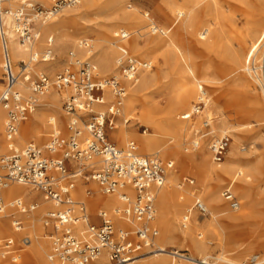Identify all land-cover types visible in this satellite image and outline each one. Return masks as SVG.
I'll return each mask as SVG.
<instances>
[{"label":"bare ground","instance_id":"obj_1","mask_svg":"<svg viewBox=\"0 0 264 264\" xmlns=\"http://www.w3.org/2000/svg\"><path fill=\"white\" fill-rule=\"evenodd\" d=\"M27 1L49 4L54 3L55 0H21L20 4ZM123 1L83 0L81 5L66 12L62 19L55 20V18L44 24H38L41 35L34 43L33 49L22 47L14 31L9 29L8 47L14 66L19 68L20 63L32 60L35 53L43 58L48 50H51L53 55L56 51L59 54L58 58L53 56L45 61L39 58L33 60L34 62L31 61V65H33L34 71L38 75L49 74L50 77H53L57 71L65 69H62V56L69 39L72 37L64 28L65 23L73 20L76 16H83L89 9L97 6L102 8L113 7L116 9V15H119L121 8L118 5ZM203 1L178 0L170 4L168 6L171 12L169 24L157 23L154 18L150 17L149 13H145L144 22L146 21L147 26H149L150 33L157 35L152 37L145 45L134 41L135 38L132 42L129 41L135 33L140 32L139 29L130 31L129 26L118 25L116 28H109L108 31H97L95 38L97 41L96 50L94 48H81L80 42L76 43L74 48L79 58L89 57L97 65L96 75L98 77H106L110 73L115 76L119 74L118 57L114 63V56L119 51H130L133 57L141 59V56H152L153 51L156 49L161 52L165 60L164 65L170 68V70H164L162 67V79L169 77L175 79L173 91L169 95V102L164 107L152 98V93L160 83L156 78V74H152L150 69L142 70L140 72L141 78H138V81L134 83L127 80L128 92L123 98L119 118L115 126L109 131L111 139L115 142L129 143L133 141L136 144L137 152L144 154L158 153L175 161L174 168L170 169L164 183L159 187L154 203L156 214L153 224L159 230L158 235L154 238L156 248L147 251L144 253L147 255L135 259L130 264L140 262L144 258H148L144 260V264H200L197 261L193 262L173 257V250H169V248L177 240L187 243L189 248L199 255L194 258L202 259L209 262V264H246L244 263L245 257L256 248L264 254V169L258 167L251 159H244L245 154L242 152L244 149L240 147L239 135H237L234 128L228 127L224 123L218 127V132L222 133V136L228 135V129L230 128L233 137L227 149L225 160L220 163L215 162L211 143L216 136V130L211 124V114H208L210 100L208 101L207 95L202 96V93L206 94L205 92L200 91L201 88H204L200 81H206L202 77L207 74L208 70L207 68L203 69V76H199L198 69L192 61L191 44L186 45L184 43L185 40H193L223 60L224 67L219 73L225 81L227 80L232 87L237 88L240 94L244 96L242 112L252 113L263 124L264 23H261L248 39L245 37L246 31L244 30H238L234 38L229 37L225 32L224 24L230 20L228 14L225 10L217 8V15L210 18L211 10L208 4L204 8L205 12L202 15L199 14L197 7ZM7 4L13 8L14 4L11 0H5L4 5ZM134 10L137 11L138 9L135 8ZM123 16L126 21L132 20L131 15L127 12ZM136 20L141 22L142 19ZM8 23L11 27L12 17H9ZM81 28L91 29L87 24L82 25ZM119 31L127 32L130 36L123 43H114L115 41H111L110 38L111 33H114L115 37ZM2 55L0 43L1 69L3 68ZM144 61L153 63L150 60ZM216 81V78L212 79V82ZM18 87L22 96L25 99L28 98L30 95L29 87L23 82H20ZM60 94L61 92L52 89L39 98L33 120L29 121L27 125H23L25 121H28V115L27 120L20 123L19 131L14 136L17 145H24L29 138L41 139L48 128H52L51 122L56 119L54 113L48 114V111H56L61 108ZM106 99L109 102L113 101L110 92L106 93ZM193 100H203L205 105L195 116L192 115L190 119H185V114L191 113L195 107ZM140 104L143 107L138 111L136 107ZM235 104V99L230 98L229 107L235 106ZM106 107V104H100L95 106V110H104ZM6 113L5 109L0 108V152H5L8 144L5 138ZM63 113L62 123L64 124L69 118L64 110ZM204 114L207 115L205 121L210 122V127L204 129L200 134V126L204 125L205 122L200 120ZM232 116L234 115L230 113V118ZM122 117L136 122L143 120L149 125L150 131L136 133L130 127H127L124 121L122 122ZM210 137H212L210 142H206L205 139ZM196 143H198L197 146ZM38 144L40 146L45 145ZM195 150L197 152H191ZM242 161H245V163H242ZM185 173L194 175L200 183L206 182L215 175V185L207 186L204 193L195 196L196 192L192 188L189 186L182 187L179 184L180 177ZM229 177L231 179L228 185L231 184L233 191L238 192L241 202L240 207L235 210L236 212L223 208L224 198L219 185L222 180ZM89 186L93 190V194L90 196H81L82 199L77 197V193L84 189L80 181L77 183V189H74L73 192L75 198L86 202L89 212H94L98 208H105L109 213L114 214L116 209L121 207L122 200L118 194H104L98 190L95 183H89ZM0 197L5 201L18 197L28 204L32 202L37 204L35 210L31 213L22 214L15 209H7L4 215H0V233L6 230L8 226L6 219L14 213L21 217L23 227L20 231H16L11 224L10 227L13 232L10 238L15 241V235L25 229L32 234L28 237L30 243L26 245L27 249L22 247L17 261L10 262L0 257V264H50L47 259L49 248L46 245L49 238L44 235L40 227H44L43 219L42 224H40V215L49 211L52 202L44 197V194L18 184H12L9 188L1 189ZM192 197H199L204 201L209 209L210 218L201 221L194 211L190 220L184 225L182 221L185 213L193 206L194 199L192 201ZM114 222L117 227L121 228L131 226L124 219L117 216L114 218ZM226 222H232L236 227L233 234L228 230ZM207 238L210 240H207ZM1 239L3 238L0 237ZM214 250L219 251V253L212 255L211 253ZM252 257L255 260L254 264H264V255L263 258L258 255ZM105 260V257H101L98 262L99 264H105Z\"/></svg>","mask_w":264,"mask_h":264},{"label":"built area","instance_id":"obj_2","mask_svg":"<svg viewBox=\"0 0 264 264\" xmlns=\"http://www.w3.org/2000/svg\"><path fill=\"white\" fill-rule=\"evenodd\" d=\"M5 0H0V43L3 52V88L0 91V108L5 109V138L7 150L0 153V190L18 184L38 191L52 202V208L44 214L43 225L51 230L50 250L47 255L50 264H99L105 257V264H130L147 251L154 250V238L158 228L155 219V200L157 191L166 179L167 173L174 168L175 161L164 160L156 154L137 152L136 144L131 141L125 148L118 147L110 138L109 131L119 118L123 98L127 95V84L138 81L142 70L151 69L152 64L131 55H121L117 59L120 74L108 77L97 76V65L89 58H79L76 52L69 54L68 66L63 72L50 77L38 75L31 65L35 59L49 60L54 55L48 50L42 58L35 53L32 60L20 63L16 68L12 62L8 47L9 29L14 31L22 47L33 49L41 30L38 24H44L61 13L62 9L79 4L80 0H55L53 5L42 8L32 2L22 3L15 9L6 8ZM12 17V25L8 19ZM130 34L119 31L115 43L129 38ZM80 47L93 49L91 40L81 39ZM23 82L30 89L28 98H24L18 87ZM70 93L64 97L63 110L68 114L65 127L54 120L48 134L47 143L40 146L35 141L17 145L14 136L22 121L38 106L39 98L50 90ZM205 92L204 88H201ZM110 92L113 101L106 99ZM206 93V92H205ZM206 94L202 93L205 97ZM106 104L105 110H95V106ZM205 103L197 101L191 113L185 119L198 113ZM131 119L123 118L125 124ZM209 121L204 122L207 129ZM145 132V131H144ZM229 135L212 140L211 150L214 160H224ZM198 143H196V146ZM78 181L85 186L86 196L93 194L88 187L95 183L104 194H118L122 200L120 208L114 214L105 208L97 214V221L91 219L86 202L74 197ZM194 179L184 177L181 186L193 185ZM224 201L236 210L240 204L231 184L223 192ZM37 204L24 202L15 197L5 201L0 197V215L7 209H15L22 214L31 213ZM200 215L209 214L207 205L196 197L193 206L185 213L183 223L190 220L193 211ZM12 227L20 231L23 227L21 217L13 213ZM124 219L130 227H117L115 217ZM23 245L30 243L28 237L21 240ZM13 238L0 240V257L15 262L20 250ZM174 258L197 261L187 252L172 251ZM252 262L255 263L254 258Z\"/></svg>","mask_w":264,"mask_h":264},{"label":"rangeland","instance_id":"obj_3","mask_svg":"<svg viewBox=\"0 0 264 264\" xmlns=\"http://www.w3.org/2000/svg\"><path fill=\"white\" fill-rule=\"evenodd\" d=\"M11 1L14 4L13 8L9 4L4 5V6L6 8L15 9L21 5L20 4L21 0H11ZM176 1H178V0H124L121 4L118 5L121 8L119 15H116V13H115L116 9L113 7L102 8L101 6H97L96 8L89 9L83 16L74 17L73 20L66 22L65 26H64L66 31L69 34H71L72 37L69 39V42L66 45V48L64 50V54L62 56V64H63L62 69L66 68V66H68V64H66V63L69 60V54L71 51L76 52V50L74 48L76 47V43L80 42L81 39L91 40V44L93 45V48L96 50L97 41L95 40V38H96L97 31H108L109 28L113 29V28H116V26H118V25H126V26H129L130 31H134L136 29L140 30V32L135 33L130 38L129 41L132 42L133 39L135 38L134 41H137L140 44L145 45V43L150 41L152 39V37L157 36L154 33H152V34L150 33L149 26H147L146 21L144 22L143 19L145 18L144 17L145 13H149L150 17L152 19L154 18L157 23L169 24L171 21V18H170L171 12H170V8L168 6L170 4L176 2ZM82 2H83V0H81V2H79V4H77L75 6H71V7H67V8L62 9L61 13H59L53 19H55V18H56L55 20L62 19V17L65 16L66 12L78 7L79 5L82 4ZM35 4L37 6L42 7V8L44 7V8H48V9L53 5V3L42 4L41 2H35ZM206 4H208L210 6V10H211L210 16H209L210 18L213 17L214 15H217V10H216L217 8L219 10H225V12L228 14V17L230 19L229 21L224 23L225 24V32L229 37H232V38H234L236 36L238 30H242V31L244 30V31H246L245 37L248 39L250 36L253 35L254 31L256 29H258V26L261 23H264V0H204L203 3L201 5H199V7H197V10H199V14L202 15L205 12L204 8H206ZM129 6H131V7H129ZM135 8H137L138 10L135 11L134 10ZM134 11H135V14L133 16ZM125 12H127L128 14L131 15L132 20L126 21L125 17L123 16V15H125ZM139 18L142 19L141 22H138L136 20ZM53 19H51V20H53ZM148 22H149V20H148ZM85 24L89 25V27L91 29L81 28V26L85 25ZM83 32H85V33H83ZM110 38H111V41H116V38L114 37V33H111ZM125 40L119 41V43H123ZM184 43H186V45L191 44V57H192V61H194L195 65L198 69L199 76L200 77L203 76V73H202L203 69L207 68V70H208L207 74L202 77L203 79L205 78L206 81L201 80L200 84H202L204 87L206 95L208 96V98H207L208 101L210 100L209 101V108H208L209 112H208V114H211L210 115L212 118L211 124L216 130L215 138L220 137V136L222 137V133L218 132V127H220L222 125V123H224L228 127L231 126V128H234L236 130L237 135H239V137H240V140H241L240 147L244 149V151H242V152L245 154L244 159H251L253 161V163H255L258 167H260L261 169H264V140H263L264 122H263V124L261 122H259L258 119L252 115V113H249L246 111L242 112V108H243V104H242L243 101L242 100H244V96L242 94H240V92L237 88L232 87L231 84L227 80L225 81V79L222 78V75L219 72L224 67V62H223V60H221V58L219 59V57L214 55L213 52L209 51L208 49L206 50L202 45H199L197 42H195L193 40H188V41L185 40ZM54 54H55L54 56L56 58L59 57V54L56 51ZM76 54H77V52H76ZM124 54L132 56V53L130 51H127V50L126 51H124V50L119 51L114 56V63H115L117 57H120L121 55H124ZM140 58H141V60H147V61L150 60L151 62H153L152 68L150 69V72L152 74H154V73L156 74V78H157V80H159L160 84L156 87V89L152 93V98H153V100H157L158 103L162 107L166 106V104L169 102V99H170L169 95L173 91V84L175 82V79H174V77L162 79L161 70H162V67L164 70L165 69L170 70V68L168 66L164 65L165 60L162 57L161 52L157 51L156 49H155V51H153L152 56H149V57L141 56ZM52 61L54 62L55 60H52ZM263 66H264V60H263ZM61 72H63V70L57 71L56 74L61 73ZM263 73H264V67H263ZM119 74H120V72H119ZM112 75H113V73L108 74V76H112ZM108 76H106V77H108ZM2 77H3V69L0 68V91L3 88ZM138 78H141L140 74H139ZM215 78L217 79V81L212 82V79H215ZM120 79L122 81L126 82V80H124V78L122 76H120ZM69 93H70L69 90L61 92V94L59 96L61 108H59L56 111H54V110L48 111V114L54 113L53 115L55 116L57 124L60 125L62 128L65 127V124L67 121L66 120L64 124L62 123V120L64 118V113L62 110V106L64 103L63 99ZM230 98L235 99V101H236L235 106L229 107ZM192 102L194 104L197 101L193 100ZM142 107L143 106L140 104L136 107V110L138 109V111H140L142 109ZM105 109L106 108H104V110ZM35 113H36L35 111L33 113H30L28 121H25L23 123V125H27L29 123V121H32L33 120L32 118L34 117ZM230 113H232L234 115L231 118H230ZM179 117H180V113H179ZM123 118L124 117H122V122H123ZM206 119H207V115L204 114L200 121H205ZM116 121H117V119H116ZM119 125H122V124H119ZM126 125H127V127H130V129L135 131L136 133L137 132L141 133V132H144L146 130L150 131L149 125L143 120L136 122V121L131 119L130 122L127 123ZM50 129L51 128H48V131H46V133L44 134V136H42L41 139L29 138L28 142L30 140H33V141H36L37 143H40V144H46L47 140H48L47 134L49 133ZM204 129H206V128L202 124L200 126V129H199L200 132L199 133L201 134V132ZM231 130H230V128L228 129V135L230 136L228 148L231 144L232 137H233L232 136L233 132H231ZM110 138H111V136H110ZM211 138L212 137L206 138L205 139L206 142H210ZM3 140L5 141V138ZM113 142H115V141H113ZM115 143L119 147L120 146L124 147V146H126V144L128 142L127 143L115 142ZM191 152H197V150L191 151ZM0 153H2V152H0ZM140 153H142V152H140ZM142 154H144V153H142ZM160 156L164 160H172L168 156H162V155H160ZM226 156H225V158H226ZM225 158H224V160H225ZM243 162L245 163V161H242V163ZM184 177H190L192 179H195V182L193 185H187L186 184V185L182 186V187H188L189 186L190 188H192L194 190V192H196L195 196L204 193L207 186H214L215 182H216V176L215 175H214V177H211V179L207 180L206 182L200 183L194 175L185 173L180 177L179 183H181V180ZM230 179L231 178L229 177V178L222 180L220 182L219 186H220V190L222 193L227 188V185H228ZM88 187L91 188L90 186H88ZM256 189H258V188H256ZM234 193H235V196L237 197V200L240 204L241 202H240V198L238 196V192H234ZM85 195H86L85 194V188L81 192L77 193V197H79V198L81 196L85 197ZM83 197H81V199ZM193 199L195 200V197H192V201H193ZM223 204H224L223 208H225L227 210H232L233 212H236L225 201H223ZM101 209H103V208L95 209V211L94 212L91 211L92 213L90 212V214L92 216H94V218H95V217H97V214ZM194 211L196 212L198 219L201 221H206L210 218V213L208 215L202 216L196 210H194ZM194 211H193V213H194ZM40 217H41V223L40 224H42V219L44 217V214H41ZM6 220L8 221V224H7L8 226L3 233H0V237H2V238L10 237L12 232H13V229L10 227L11 222H12V216L7 218ZM226 225L228 227V230L231 231L233 234V232L236 230V227L234 226V224L232 222H230V223L226 222ZM40 227L42 228L44 235L49 237L51 230L45 229L42 226H40ZM31 235L32 234H30L27 229L23 230V232L19 233L18 235H15L16 245L20 246V247H24V249H27V246L22 244L21 239L23 237H29ZM210 239L212 240L211 237H210ZM210 239L207 238V240H210ZM46 245L48 246V248L50 250L49 239H48V243H46ZM155 248H156V246L153 247V249H155ZM169 250H180V251L187 252L189 255H191L193 257L199 256L198 254L194 253L189 248V245L187 243L180 241V240H177L174 244H171V247L169 248ZM48 253H49V251H48ZM218 253H219V251L214 250L211 254L216 255ZM145 255H147V254H142L141 257H143ZM253 255H258L260 258H263L264 254L262 252H260L259 249L256 248L254 251H252L251 253H249L245 257L244 263L254 264V262H252V259H253L252 256ZM22 259H23V257H22ZM147 259L148 258H144L140 262H137L135 264H144V260H147ZM8 261H10V260H8Z\"/></svg>","mask_w":264,"mask_h":264},{"label":"crops","instance_id":"obj_4","mask_svg":"<svg viewBox=\"0 0 264 264\" xmlns=\"http://www.w3.org/2000/svg\"><path fill=\"white\" fill-rule=\"evenodd\" d=\"M30 141H33V140H30ZM27 143H28V142H27ZM25 144H26V143H25ZM25 144H24V145H25ZM20 146H22V145H20ZM88 186H89V185H88ZM83 187L85 188V186H83ZM89 213H90V212H89ZM90 215H91V214H90ZM19 217H20V216H19ZM91 219H92L93 221H97V220H98L97 217L94 218L92 215H91ZM23 238H24V237H23ZM21 240H22V239H21ZM15 246H17V245H16V242H15ZM19 247H20V246H17V248H19Z\"/></svg>","mask_w":264,"mask_h":264}]
</instances>
